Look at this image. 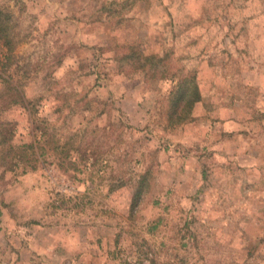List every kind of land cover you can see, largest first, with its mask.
Segmentation results:
<instances>
[{
    "label": "rangeland",
    "instance_id": "obj_1",
    "mask_svg": "<svg viewBox=\"0 0 264 264\" xmlns=\"http://www.w3.org/2000/svg\"><path fill=\"white\" fill-rule=\"evenodd\" d=\"M0 17V264H264V0H0ZM116 42L195 76L187 122L167 121L169 80L116 71ZM9 124L13 146L45 132L34 169L7 164Z\"/></svg>",
    "mask_w": 264,
    "mask_h": 264
},
{
    "label": "trees",
    "instance_id": "obj_2",
    "mask_svg": "<svg viewBox=\"0 0 264 264\" xmlns=\"http://www.w3.org/2000/svg\"><path fill=\"white\" fill-rule=\"evenodd\" d=\"M138 1L140 0H134V2ZM111 5H116V7H110ZM124 9L125 3L116 2L102 5L101 11L104 16H98V22L101 20V23H105L107 26L110 25L108 27H110L111 29H116L117 26L124 22V19L119 18L116 20L113 15H120L121 12L123 13ZM4 22L5 19H2L0 17V49L1 51L2 49L6 51L4 52L6 58H2L6 64L2 66V70L8 71V69L10 68L9 66L11 60V58H9V54L13 50V42L11 41L12 38L8 34L7 25L4 24ZM114 46L121 50L124 49V51L120 54V58H116L115 60V69L118 73H123L127 75L142 73L144 78H146L147 80H154L155 78H157L159 81H162L163 79H167L170 81L172 87L168 93L167 98V121H169L171 125H181L187 122L192 115V108L200 98V93L195 76L182 74L172 76L168 75L167 72H162L158 68L156 58L163 57L152 53L146 54L145 51L135 43L118 44V42H116ZM2 82L4 85L7 86L8 89L7 91L9 93V104L11 106L21 104L22 108L26 112H28L29 117H33V112L30 107L31 102L26 101L25 96L18 91V87L11 84L10 81L5 78L2 80ZM6 127L7 130L6 133L3 134V141L8 144L5 155V159L8 161L7 164H10L9 167L11 168L22 164L23 171H26L27 168L34 169V167L31 166L32 163L42 161L41 155L38 152L40 150L39 145L43 143L45 144V142L48 141L46 138H44L46 135L45 132L40 133L41 137L39 140L34 138V140L28 144L24 143L19 146H13L10 143L16 133V130L15 128H12L14 126H11V124L7 125ZM37 129L42 128L37 126L35 130L37 131ZM143 183L144 181L142 178L139 182L140 189L135 192L132 200L130 216H133V213H135V210L140 203L141 195L143 193V191H141V189L143 188Z\"/></svg>",
    "mask_w": 264,
    "mask_h": 264
}]
</instances>
